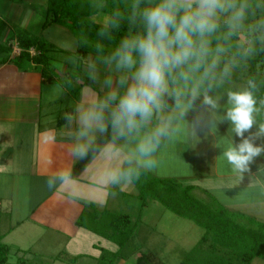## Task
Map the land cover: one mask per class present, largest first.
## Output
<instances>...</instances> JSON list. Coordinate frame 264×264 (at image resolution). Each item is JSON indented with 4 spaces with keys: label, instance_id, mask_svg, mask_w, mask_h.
<instances>
[{
    "label": "rangeland",
    "instance_id": "374dc122",
    "mask_svg": "<svg viewBox=\"0 0 264 264\" xmlns=\"http://www.w3.org/2000/svg\"><path fill=\"white\" fill-rule=\"evenodd\" d=\"M248 2L249 0H244V4H246L245 17L239 26L241 29L240 41L242 42L249 41L244 33L248 26L247 20L251 17L257 19L256 16L259 15L253 9L254 4L262 9L259 20L264 22V2L252 0L251 11L248 10ZM45 6L40 1L24 0L22 3H14L10 0H0V14L9 21L12 27H24L33 34H42L50 41L52 44L49 52L52 58L50 63L52 67H57L58 74L53 79H49V75H54V73H51L50 70L44 71L46 74L43 88L45 101H42L41 110L43 113H52L53 117H62L68 115V109L73 107L75 117L79 101L73 95V88L77 87L79 80L74 83L75 79L69 78L70 75L78 72L79 69L89 76L91 72H95V85L81 87L76 96L80 97L78 100L82 103L92 93L103 96L110 91L115 85H108L105 83L106 80L112 77L115 81L122 71H117L114 63L106 64L104 62L106 57L102 55L83 56L78 52L77 38L67 26L61 24L43 26L45 18L42 8ZM101 15L103 13L94 16V20L102 22L103 16ZM221 17L227 20V14H222ZM0 56H3V53H0ZM93 62L95 63L94 70L89 67V64ZM64 63L69 67L66 72H63L62 65ZM124 87L126 88L127 85ZM168 93L173 97L172 106L166 107L163 100L162 110L156 113L151 121L139 130L138 134L134 133L127 139L114 138L111 127L108 129L106 133L111 140L102 148L99 160L82 174V180L73 182L74 189L71 192L86 202L92 203V207L101 211L129 213L134 220H139L137 244L141 246L142 250H155L167 264H180L184 253L197 244L204 230L194 221L167 209L162 202L140 196L141 188L136 179L138 178L141 183L147 180V177L142 173L143 170L149 172L152 177L176 179L179 176L186 177L184 183L191 182L198 186L196 194L204 198H208L207 195H209L216 199L219 205L232 212L242 211L245 214L254 212L255 216H264V210L259 211L258 207L252 208L249 205L251 203H247L253 198V190L244 188L241 184L243 178L233 175L238 169L228 163L227 159H224L227 157L225 149L232 144V142H227L226 137L228 134L233 137L236 131L232 122V124L220 122L222 117L227 119V115L219 116L192 101L173 96L170 81ZM178 101L179 107H177ZM215 101L218 102L219 98ZM165 114L171 116V119L167 121L169 130L166 135L159 138L160 143L156 145L155 151L150 157L154 161L153 167L145 168L142 163L143 158L134 153V150L140 138L151 134L162 121H165ZM261 125H264V122L254 120L252 128L245 133L247 137L253 138L251 140L254 141L255 147L262 149L260 160L255 159L254 163L250 161V166L264 165V132L260 131ZM208 130L214 132L218 137L219 172L228 170L227 172L232 174V177L224 181L220 179L206 181L205 178L200 177V174H205V170L210 168L209 158L205 156L210 146L209 141H211ZM101 134L99 131H94L88 137L79 139L77 133L68 136L76 144L84 145L88 149ZM77 155L79 159L81 156ZM125 164H127V168L141 170L127 172L124 168ZM206 172L212 173L207 170ZM190 177H193L194 181H188ZM217 183L221 186L220 188L216 187ZM26 188L24 189L25 199L21 203L23 204L22 208L18 213H15L17 215L13 213L11 217V214L0 213V229L2 231L10 230L17 220H24L32 208L34 202L29 197ZM202 189L206 194L202 192ZM145 200L147 201L146 206H144ZM16 205V202H11L10 209ZM254 215L253 218L256 219ZM259 221L261 220L259 219ZM29 227L30 229H28ZM2 242L10 247L6 264H97L96 256L101 253V246L112 249L116 247L114 242L84 228H81L75 239H71L64 233L29 220L25 222L24 226L16 227V230ZM136 256V254L131 256L127 261L118 260L116 264H135ZM259 261L264 262V259L257 258L253 263L257 264Z\"/></svg>",
    "mask_w": 264,
    "mask_h": 264
},
{
    "label": "trees",
    "instance_id": "16d2710c",
    "mask_svg": "<svg viewBox=\"0 0 264 264\" xmlns=\"http://www.w3.org/2000/svg\"><path fill=\"white\" fill-rule=\"evenodd\" d=\"M132 2L133 0H47L46 6L42 8L45 18L43 26L65 25L74 32L79 44L78 52L83 56L95 54L107 57L118 46L123 36L133 35L144 29L139 17L135 22L130 19ZM150 2L155 0H141V8L149 6ZM240 3H244V0H237V4ZM252 4V0H249V11ZM253 9L260 15L261 8L254 4ZM115 11L123 14L119 27H109L106 29L107 35L101 36L99 31L104 28L105 23L97 22L93 17L100 13H107L110 17ZM259 15L256 16L258 20L253 17L247 20L248 26L244 33L249 39L248 42L240 41V27L233 35L227 36L229 29L226 20L220 17L219 28L208 37L211 40V53L207 63L211 62L214 55H219L217 68L200 84L195 97L192 88L200 80L203 68L200 72L191 74L188 81L180 76V72L186 71L187 66L176 69L169 76L173 96L192 101L219 116L227 115L228 109L232 107L228 101V92L249 89V81H253L255 87L249 89L257 102V111L253 113V117L257 122H264V22L259 20ZM9 28V21L0 14V53H3L0 63L12 62L24 70H39L45 76V70L55 72L50 63L52 58L49 52L52 44L48 39L21 26L15 27L12 34L6 36ZM14 44L20 48V53L11 57ZM217 46H221L224 51L216 53ZM225 65L230 69L227 75L223 74ZM53 77L54 75H49V79ZM69 78H74V83L82 81L73 88L74 96L78 95L84 85H95V80L82 69ZM205 94L213 100L219 98L217 107L213 108L204 103ZM163 100L166 107L172 106V94H165ZM73 112L74 108L70 107L68 115ZM66 121V116L58 118L59 124ZM109 140V135L102 133L90 145L87 155L76 161L70 175L77 177ZM124 168L127 172L141 170L127 168V164ZM142 173L147 180L141 183L136 179L141 188L140 196L162 202L167 209L194 221L204 230L197 244L184 253L180 264H252L256 258L264 259V222L241 212L229 211L209 195L208 198L199 196L195 192L198 189L195 184L184 183L172 177H152L144 170ZM202 192L206 194L203 189ZM146 205L145 200L144 206ZM92 206L85 205L77 225L116 244L114 249L101 246V253L96 256L97 264H116L118 260L127 261L135 254V264H167L155 250H142L137 244L139 220H134L129 213L101 211ZM4 236L5 233L0 232V264L7 263L10 252V247L2 242Z\"/></svg>",
    "mask_w": 264,
    "mask_h": 264
},
{
    "label": "clouds",
    "instance_id": "9594fccd",
    "mask_svg": "<svg viewBox=\"0 0 264 264\" xmlns=\"http://www.w3.org/2000/svg\"><path fill=\"white\" fill-rule=\"evenodd\" d=\"M245 10L246 4L238 5L237 0H155L143 8L141 0H133L130 19L135 22L139 17L144 29L123 36L118 46L105 58L106 64L114 63L115 69L122 71L115 81L109 77L105 82L115 86L103 96L92 93L77 107L75 117L66 114L69 123L75 119L78 125L77 138L88 137L94 131L105 133L109 126L114 138L127 139L134 133L138 134L162 110L163 97L169 91V76L176 69L187 66L180 76L188 81L191 74L203 68L200 80L192 88L195 97L200 84L209 78L219 64V55H214L207 63L211 53V40L208 37L219 28L222 14H227V36L233 35L245 17ZM122 16L120 11H115L106 17L105 26L99 34L107 35V28L119 27ZM215 51L221 53L224 49L217 46ZM89 67L94 70L95 63H90ZM229 70V66L225 65L223 74L227 75ZM90 78L96 79L94 71L90 73ZM254 87V82L249 81V89ZM249 89L228 92L232 107L228 109L226 118L235 125L236 133L241 137L252 128L253 113L257 111L256 99ZM204 103L217 107L216 101L207 94ZM168 126L167 121H162L151 134L139 139L134 153L143 158L145 168L153 167L154 161L150 157L159 138L167 134ZM260 131L264 132V125H261ZM50 132L47 130L43 135L54 141L55 136ZM73 151L83 157L88 149L77 144ZM261 151L260 147L253 146L245 139L238 148L229 149L225 155L236 169L245 171L248 163ZM60 178L63 180L65 177ZM47 184L51 187L53 181L49 180Z\"/></svg>",
    "mask_w": 264,
    "mask_h": 264
},
{
    "label": "crops",
    "instance_id": "0c3cea01",
    "mask_svg": "<svg viewBox=\"0 0 264 264\" xmlns=\"http://www.w3.org/2000/svg\"><path fill=\"white\" fill-rule=\"evenodd\" d=\"M31 1H40L41 4H47V0ZM101 16H103L102 22L105 23V19L109 15L103 13ZM9 27L6 36L11 35L15 28L10 23ZM19 53L20 48L14 44L11 57ZM62 67H64L63 72H66L69 68L65 63ZM54 69L55 77L58 74L57 67L55 66ZM45 81V75L39 70H24L12 62L0 63V213L11 214V217L13 213L17 215L15 213H18L19 209L22 208L23 204L21 203L25 199L24 189L26 187L29 197L34 202L24 220H17L8 231L0 229V232L5 233L4 239L13 233L16 227L24 226L28 220L75 239L81 230L76 222L85 205H92V203L76 196L71 190L74 189L73 182L82 180V174L87 172L99 160L102 150L77 177L70 175L74 164L78 160V155L73 151L77 144L68 135L76 134L78 126L74 119L71 123L67 120L59 124V117H53L52 113L42 112V101L45 99L43 93ZM81 83L82 81L79 80L78 85ZM75 98L80 105L81 101L78 100L80 97L75 96ZM71 116L74 117V112ZM188 116L190 117V115ZM169 118H171L170 115H164L165 121H169ZM220 122L232 124L231 120L224 119V117L220 119ZM47 130H51L50 134L55 136L54 141L44 137L43 134ZM209 133L211 141L208 139L210 146L205 156L209 158L210 168L208 167L209 170H206L212 173L208 174L205 170V174H200V177L205 178L206 181L215 179L216 181L219 179L224 181L232 177V174L227 172L228 170L222 173L219 172L218 137L214 132L209 131ZM226 133L228 134V132ZM234 133V138L230 137L229 134L226 137L228 143L232 142L230 147L225 149L226 152L231 148H238L245 139L255 146L254 141L251 140L253 138L246 136L247 131L243 133L242 137L237 135L236 131ZM260 156L261 153L253 157L251 162L255 159L259 161ZM224 159L226 160L227 157ZM227 162L229 163L228 159ZM248 165L247 170H237L233 175L243 178L241 184L246 190H253L252 201L250 200L247 203H251L249 205L252 208L256 206L260 209L259 211H263L264 165L250 166L249 163ZM61 176L65 178L62 180ZM193 177H190L191 179L189 178L188 181H194ZM177 178L184 181L186 177L179 176ZM49 180L53 181L51 187L47 184ZM216 187L220 188L221 186L217 183ZM225 189H228V187H225ZM11 202H16V207L13 206L10 209ZM229 208L231 207L229 206ZM241 213L243 212L241 211ZM246 215L253 217L254 212H249ZM255 217L258 221L260 219V222H264V216ZM253 262L252 264H255ZM257 264H264V262L259 261Z\"/></svg>",
    "mask_w": 264,
    "mask_h": 264
},
{
    "label": "built area",
    "instance_id": "2783aa9c",
    "mask_svg": "<svg viewBox=\"0 0 264 264\" xmlns=\"http://www.w3.org/2000/svg\"><path fill=\"white\" fill-rule=\"evenodd\" d=\"M18 52H19V49H18Z\"/></svg>",
    "mask_w": 264,
    "mask_h": 264
}]
</instances>
